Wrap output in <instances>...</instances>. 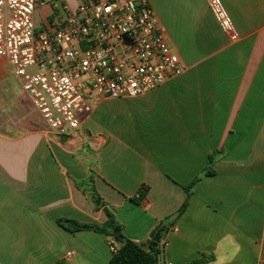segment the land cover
<instances>
[{
    "label": "crops",
    "instance_id": "0c3cea01",
    "mask_svg": "<svg viewBox=\"0 0 264 264\" xmlns=\"http://www.w3.org/2000/svg\"><path fill=\"white\" fill-rule=\"evenodd\" d=\"M81 1L40 2L35 31ZM146 1L183 73L144 95L101 97L69 135L48 128L0 57V264H110L109 236L57 223L102 226L105 206L139 244L168 230L164 264H264V0H221L236 42L205 0ZM91 173L100 206L77 186Z\"/></svg>",
    "mask_w": 264,
    "mask_h": 264
},
{
    "label": "built area",
    "instance_id": "2783aa9c",
    "mask_svg": "<svg viewBox=\"0 0 264 264\" xmlns=\"http://www.w3.org/2000/svg\"><path fill=\"white\" fill-rule=\"evenodd\" d=\"M53 1L58 7L57 0ZM44 0H0V57L48 128L69 135L101 97L144 95L184 71L146 0L62 5L50 30L35 31ZM231 42L239 38L221 0H205Z\"/></svg>",
    "mask_w": 264,
    "mask_h": 264
},
{
    "label": "trees",
    "instance_id": "16d2710c",
    "mask_svg": "<svg viewBox=\"0 0 264 264\" xmlns=\"http://www.w3.org/2000/svg\"><path fill=\"white\" fill-rule=\"evenodd\" d=\"M206 174H212V171L208 170ZM199 180V178H196L185 187L188 196L179 209L177 217L185 212L191 194L190 190ZM77 186L91 199V201L97 203V201L101 200L95 189L94 176L92 173L86 181L79 182ZM146 192V188L141 189L139 196L133 198V201L139 204ZM104 211L107 216V221L102 226L81 223L77 220L67 218L58 219L57 223L69 233H75L81 230H94L109 236L111 238L109 244L113 250L110 264H160V257L162 255L160 242L152 240L149 249L142 248L139 243L123 235L121 225L116 221L114 214L106 206L104 207ZM210 260H212L211 255H203L202 258L186 264H208Z\"/></svg>",
    "mask_w": 264,
    "mask_h": 264
},
{
    "label": "water",
    "instance_id": "95a60500",
    "mask_svg": "<svg viewBox=\"0 0 264 264\" xmlns=\"http://www.w3.org/2000/svg\"><path fill=\"white\" fill-rule=\"evenodd\" d=\"M96 204L98 206L101 205L100 204V201H97ZM160 227H161L160 225L156 227V229L151 233L150 239L146 243L140 244V246L142 248H146L150 244L151 240H154L155 242H161L162 240H165L166 235L168 233V230H166L165 233H164V235L161 236V234L158 232V230L160 229ZM160 248H162V251L164 252V248L165 247H164L163 244H160ZM164 260H165V258H164L163 254H162L161 257H160V264H164V262H165Z\"/></svg>",
    "mask_w": 264,
    "mask_h": 264
},
{
    "label": "rangeland",
    "instance_id": "374dc122",
    "mask_svg": "<svg viewBox=\"0 0 264 264\" xmlns=\"http://www.w3.org/2000/svg\"><path fill=\"white\" fill-rule=\"evenodd\" d=\"M2 77V75L0 74V78ZM2 81H1V79H0V100H2L3 99V92H1V91H3L2 90ZM2 103L3 102H0V112H2L3 111V107H1V105H2ZM92 119H93V121L98 125L99 124V115H98V111H95L93 114H92Z\"/></svg>",
    "mask_w": 264,
    "mask_h": 264
}]
</instances>
